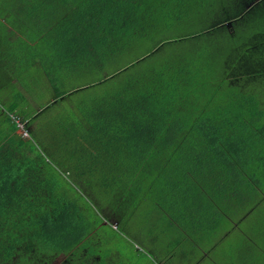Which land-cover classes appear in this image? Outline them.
I'll use <instances>...</instances> for the list:
<instances>
[{"label": "trees", "instance_id": "obj_1", "mask_svg": "<svg viewBox=\"0 0 264 264\" xmlns=\"http://www.w3.org/2000/svg\"><path fill=\"white\" fill-rule=\"evenodd\" d=\"M198 2L0 0V18H3L0 34L8 28L4 20L11 19L13 13L22 15L23 18L17 20L22 21L23 28L34 32L37 50L46 49V54L39 50L44 60L41 66L47 69L46 76L54 91H59L55 92L58 97L60 82L52 72L55 68L52 62L57 65L60 61L71 74H75L90 55L96 59L99 69L106 63L111 65L107 76L92 86L80 88L83 92L84 89L85 92L96 90L92 93L98 91L102 95L97 100L94 97L95 111L80 109L78 116L85 132H93L95 125L101 126L99 136L106 143L99 145L112 141L117 146L115 150H123L118 161L131 163L136 149L142 148L152 136L157 135L156 139L158 135L168 136L167 127L159 132L158 124L190 115L194 109L196 119L179 130L169 124V132L177 129L175 133L181 140L196 142L201 137L210 148L220 142H230L231 138L222 140L230 124L221 132L218 126L208 131L201 123L221 116L216 108L220 103L225 111L222 117L226 115L227 122L238 123L239 109L245 110L250 105L241 97L242 92L264 83V44L247 46L244 50L231 47L226 51L225 47L222 52L218 48L211 49L210 44L207 48L208 43L200 45V49L178 47V42L184 43L195 36L159 42L174 18L178 20L188 14L194 16L191 21L203 18L201 14L206 11L201 8L197 13ZM185 10H188L187 15ZM89 42H96L94 51H85ZM59 44L65 46V52L57 50ZM46 58L50 62H46ZM29 62L25 64L27 76L20 80L22 87L14 91L12 102L0 105V264H127L123 250L114 251L110 243L113 238L101 231L100 226L108 220V215L96 211L89 196H83L87 205H82L74 188L65 182L70 168L56 158V140L49 147H42L52 134L49 126L43 123L42 129L32 131L30 140H25L23 131L14 121L12 113L17 109L24 119L44 109L33 107L34 103L26 96L33 95L29 91L33 80L28 82V76L34 77L33 70L43 74L39 65ZM192 77L198 80H191ZM38 78L42 81V77ZM204 89L212 90V95L200 94ZM69 92L71 95L74 91ZM101 105L109 111L108 117ZM50 106L52 104L47 107ZM194 120H200V128L193 125ZM66 128L67 136L78 133L69 125ZM171 135L169 133L170 138ZM28 144L35 149L34 154H27ZM172 156L165 151V162L169 163ZM78 169L77 166L73 170ZM161 257L165 264H174L172 256L166 252Z\"/></svg>", "mask_w": 264, "mask_h": 264}, {"label": "rangeland", "instance_id": "obj_2", "mask_svg": "<svg viewBox=\"0 0 264 264\" xmlns=\"http://www.w3.org/2000/svg\"><path fill=\"white\" fill-rule=\"evenodd\" d=\"M197 7V13L205 9L203 18L191 21L194 16L185 10L187 17L174 18L159 42L195 36L186 41L190 44L178 42V47L200 49V45L208 43L207 48L210 44L211 49L222 52L225 47L226 51L231 47L244 50L264 44V0H199ZM11 16L12 21L4 20L7 30L0 34V70L8 78L20 81L27 76L25 64L29 61L43 70L41 52L46 54V49L37 50L34 32L17 20L23 18L21 14ZM91 43H86L85 51H94L96 42ZM64 48L61 45L57 50L65 52ZM46 62L50 59L46 58ZM51 64L60 82L59 97L55 93L59 91H54L46 76L47 69L42 75L33 70L34 77L27 78L28 82L33 80L29 90L33 95L26 96L33 107L44 109L26 119L17 109L12 113L14 121L19 129L24 128L21 134L25 140H30L32 131L42 129L43 123L49 126L52 134L42 147H49L56 140L55 156L70 168L65 182L74 188L82 205H87L83 196H89L98 208L95 210L108 215L101 231L113 238L110 243L114 251L123 250L127 264H165L161 257L165 252L172 256L174 264H264V83L242 92L241 97L250 105L239 109L238 123L227 122L226 115L222 117L225 111L221 103L216 106L221 116L201 123L208 131L218 126L221 132L230 124L222 137L223 141L231 138L230 142L210 148L201 137L196 142L181 140L175 131L196 119L194 109L190 115L171 118L170 123L156 124L159 132L167 127L168 136H152L136 149L131 163H120L118 156L123 150H115L117 146L112 141L99 145L101 126L85 132L78 116L80 109L95 111L94 97L97 100L102 95L80 88L107 76L111 65L106 63L99 69L91 55L75 74L64 69L60 61ZM201 67L205 69V65ZM15 81L7 88L0 85L1 104L12 102L14 88L19 87H12ZM201 89L202 86L197 91ZM69 91L74 92L70 95ZM206 93L213 92L204 89L200 94ZM101 107L108 117L109 111ZM199 121L193 123L197 128L201 127ZM169 124L178 130L172 128L169 132ZM68 125L78 133L67 136ZM34 151L28 144L27 154ZM165 151L173 155L169 163L165 162ZM77 166L79 169L73 170Z\"/></svg>", "mask_w": 264, "mask_h": 264}, {"label": "crops", "instance_id": "obj_3", "mask_svg": "<svg viewBox=\"0 0 264 264\" xmlns=\"http://www.w3.org/2000/svg\"><path fill=\"white\" fill-rule=\"evenodd\" d=\"M0 72H1V79H0V85H3V86H7L8 84H10L11 82H13V81H15V80H13V79H10V78H8L7 77V75L5 74V73H3L1 70H0ZM16 82V83H15ZM13 84H12V87L13 86H16V84H18L19 85V87L18 88H15L16 90L17 89H20L21 87H22V84H21V81H19L18 79L15 81ZM20 84H21V86H20ZM17 87V86H16ZM7 88V87H6ZM3 98V97H2ZM1 98V99H2ZM5 103H3V104H1L0 103V105H4Z\"/></svg>", "mask_w": 264, "mask_h": 264}, {"label": "built area", "instance_id": "obj_4", "mask_svg": "<svg viewBox=\"0 0 264 264\" xmlns=\"http://www.w3.org/2000/svg\"><path fill=\"white\" fill-rule=\"evenodd\" d=\"M19 125V124H18ZM21 130H24V128L23 129H21Z\"/></svg>", "mask_w": 264, "mask_h": 264}]
</instances>
